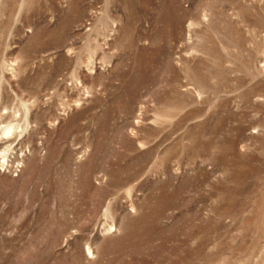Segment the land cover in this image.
I'll return each mask as SVG.
<instances>
[{
	"label": "rangeland",
	"instance_id": "obj_1",
	"mask_svg": "<svg viewBox=\"0 0 264 264\" xmlns=\"http://www.w3.org/2000/svg\"><path fill=\"white\" fill-rule=\"evenodd\" d=\"M0 135V264H264V0H0Z\"/></svg>",
	"mask_w": 264,
	"mask_h": 264
},
{
	"label": "bare ground",
	"instance_id": "obj_2",
	"mask_svg": "<svg viewBox=\"0 0 264 264\" xmlns=\"http://www.w3.org/2000/svg\"><path fill=\"white\" fill-rule=\"evenodd\" d=\"M11 131H12V128H7V127H5V128L2 130L1 135H2V136H8V135L11 134ZM1 135H0V136H1ZM0 139H1V137H0ZM2 153L4 154L5 152H2Z\"/></svg>",
	"mask_w": 264,
	"mask_h": 264
}]
</instances>
